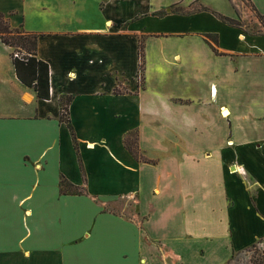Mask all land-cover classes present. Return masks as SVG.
Wrapping results in <instances>:
<instances>
[{"label":"crops","instance_id":"0c3cea01","mask_svg":"<svg viewBox=\"0 0 264 264\" xmlns=\"http://www.w3.org/2000/svg\"><path fill=\"white\" fill-rule=\"evenodd\" d=\"M0 14L39 36L50 83L38 99L0 41V264H227L263 241L264 0H0ZM132 131L150 163L125 148ZM120 201L131 219L108 209Z\"/></svg>","mask_w":264,"mask_h":264},{"label":"trees","instance_id":"16d2710c","mask_svg":"<svg viewBox=\"0 0 264 264\" xmlns=\"http://www.w3.org/2000/svg\"><path fill=\"white\" fill-rule=\"evenodd\" d=\"M176 11L178 10L176 9ZM256 15L264 25L263 17H261L259 14ZM221 19H223L230 25L237 26L239 24V22L236 20L224 17H221ZM38 37L39 36L35 33L26 32L23 29L19 28H11L4 16L0 14V41L12 50L11 61L14 67L16 78L22 85L31 89L38 99L49 100V66L47 62L42 61L37 57L36 51ZM204 39L211 46V48L216 51L213 46L216 44V37L212 35H204ZM138 54L142 63L141 46ZM141 68L142 65L140 64V70ZM70 100L71 98L67 97L60 102V122L65 123L68 127L71 133L74 148L77 151V141L75 138V133L68 116V106L70 104ZM123 144L136 160L150 163L149 160L144 158L138 148L136 131L126 133L123 138ZM59 188L62 195H77L81 193V190L69 184L64 179H60ZM261 254L263 255L264 251L261 252Z\"/></svg>","mask_w":264,"mask_h":264},{"label":"rangeland","instance_id":"374dc122","mask_svg":"<svg viewBox=\"0 0 264 264\" xmlns=\"http://www.w3.org/2000/svg\"><path fill=\"white\" fill-rule=\"evenodd\" d=\"M130 203L131 201L129 202V204ZM108 209L114 211L115 213L120 214L122 217L126 219H131V214L128 211H125V205L123 201L117 202V204H112V206H110V208ZM262 240H263L262 242H264V238ZM261 252H263L262 249L256 247L255 255H253L255 259L253 258L251 261H250L251 258L248 259L247 257H242V255L239 253L233 254L231 260L227 264H263L264 254L262 255Z\"/></svg>","mask_w":264,"mask_h":264},{"label":"built area","instance_id":"2783aa9c","mask_svg":"<svg viewBox=\"0 0 264 264\" xmlns=\"http://www.w3.org/2000/svg\"><path fill=\"white\" fill-rule=\"evenodd\" d=\"M245 1V0H244ZM255 246V247H254ZM256 247H258L259 249H262V251H264V242H257L256 244H254L253 246H251L249 249L245 250L241 255L242 257H247L248 259H250V261L254 258L253 255H255V249ZM252 256V257H251Z\"/></svg>","mask_w":264,"mask_h":264},{"label":"bare ground","instance_id":"6f19581e","mask_svg":"<svg viewBox=\"0 0 264 264\" xmlns=\"http://www.w3.org/2000/svg\"><path fill=\"white\" fill-rule=\"evenodd\" d=\"M226 115H227V114H226ZM226 115H225V116H226Z\"/></svg>","mask_w":264,"mask_h":264}]
</instances>
